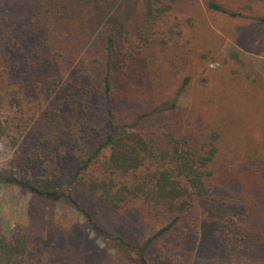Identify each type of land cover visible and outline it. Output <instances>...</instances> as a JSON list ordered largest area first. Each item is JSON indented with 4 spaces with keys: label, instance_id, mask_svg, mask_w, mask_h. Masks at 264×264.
<instances>
[{
    "label": "trees",
    "instance_id": "1",
    "mask_svg": "<svg viewBox=\"0 0 264 264\" xmlns=\"http://www.w3.org/2000/svg\"><path fill=\"white\" fill-rule=\"evenodd\" d=\"M77 1L0 0V106L36 116L31 150L0 173V185L29 193L38 215L53 203L86 216L81 227L64 213L65 226L47 212L53 224L47 230L32 222L9 235L0 231L2 264H150L129 244L126 258L115 260L83 236L89 227L99 234L100 226L74 199L75 185L118 214L139 201L158 215L173 214L154 238L195 200L236 185L244 237L264 250V76L234 51L227 115L209 123L194 105H177L191 76L172 95L160 86L168 62L178 69L198 47L203 58L218 55L220 35L209 17L255 21L263 32L245 35L246 44L261 36L264 50V16L250 19L242 13L245 5L230 11L217 0H203V6L199 0H126L136 10L132 24L121 11L109 13L112 7L94 8L99 0ZM117 18L122 23L112 27ZM99 24L104 27L89 44ZM62 153L71 164L60 176L36 175L45 159ZM227 225L238 222L227 218Z\"/></svg>",
    "mask_w": 264,
    "mask_h": 264
},
{
    "label": "rangeland",
    "instance_id": "2",
    "mask_svg": "<svg viewBox=\"0 0 264 264\" xmlns=\"http://www.w3.org/2000/svg\"><path fill=\"white\" fill-rule=\"evenodd\" d=\"M217 1L226 5L230 11H239L238 6L245 5L242 13L249 18L253 15L264 16V4L260 5L256 0ZM77 2L80 3L81 0ZM199 3L203 6V0H199ZM95 4L94 8L112 7L109 13L116 16L121 11L130 17L127 18V23H134L132 16L136 14V10L132 11V6L128 5L126 0H99L95 1ZM119 23H122V19H114L112 27ZM181 23L184 24L183 19ZM209 25L220 35L218 55L203 58L201 47L197 48V53L194 52L195 48L184 60L178 61V69L174 70L168 62V70L160 80L161 88H164L168 95H172L181 85L182 78L191 76L188 90L178 98L177 105L183 108L194 105L200 119L206 123L227 115L225 83L233 75L235 61L230 55L234 51L244 54L253 71L264 76V50L258 48L262 45V37L250 41L254 42L253 44H246L249 41L245 37L255 32L262 33L259 24L253 20L249 22L248 19L238 21L223 16H212L209 17ZM102 27L104 26L101 24L96 26L93 40L90 39L89 44L94 41ZM176 29L182 30L181 27ZM133 31L138 33L139 30ZM135 37H138V34H131L129 39L134 40ZM5 103L7 105V102ZM22 113L17 107L0 106L1 174H5L4 169H9L16 159L21 158L19 154L25 156L33 146L31 132L33 133L36 116L30 118ZM81 140L82 138L80 147L83 146ZM70 164L68 154L61 157L55 154L45 159L44 165L37 170L36 175L46 172L60 176ZM72 195L100 226L99 234L89 227L83 236L98 247H106L107 253L115 260L126 258L127 247L124 244H129L128 248L134 249L133 255L137 254L136 251L141 252L150 264H264V250H260L248 237H244L245 232L241 229L245 224L244 209L242 195L236 185L218 187L208 196L195 200L192 207L180 215V219L170 230L155 238L154 235L172 221L173 214L158 215L159 212L156 213L140 201L129 205L124 214H118L99 203L78 185L73 187ZM34 207L35 199L29 193L16 185H0V231L9 235L16 228H28L32 222L36 225H33L34 227L47 230L53 225L47 212H51L55 221H60L65 226L69 225L64 220L65 214L69 216L72 224L85 226L86 216L80 210L66 208L62 211L59 205L49 203L45 210L38 211V215ZM227 218L237 221L238 226L229 228Z\"/></svg>",
    "mask_w": 264,
    "mask_h": 264
}]
</instances>
